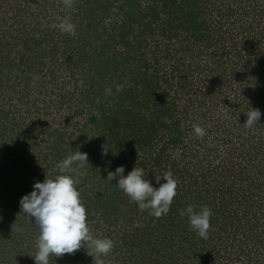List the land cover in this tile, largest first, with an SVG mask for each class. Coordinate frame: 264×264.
Wrapping results in <instances>:
<instances>
[{
	"label": "rangeland",
	"instance_id": "obj_1",
	"mask_svg": "<svg viewBox=\"0 0 264 264\" xmlns=\"http://www.w3.org/2000/svg\"><path fill=\"white\" fill-rule=\"evenodd\" d=\"M71 5L0 0V264H34L38 229L19 200L77 148L87 163L68 174L88 226L115 242L105 264H264V0ZM65 18L75 35L55 27ZM121 165L154 186L172 172L166 214L108 179ZM189 203L211 209L207 237L180 215Z\"/></svg>",
	"mask_w": 264,
	"mask_h": 264
},
{
	"label": "clouds",
	"instance_id": "obj_2",
	"mask_svg": "<svg viewBox=\"0 0 264 264\" xmlns=\"http://www.w3.org/2000/svg\"><path fill=\"white\" fill-rule=\"evenodd\" d=\"M65 5L71 7V0H65ZM55 27L71 35L76 32V25L66 18ZM249 109L244 124L251 126L257 123L261 112L256 108ZM193 131L198 136L205 135V129L199 124L193 125ZM107 150L104 148L105 152ZM76 161L87 163V153L78 148L72 149L71 154L57 162L58 171L53 177L45 176L43 181H35L32 190L19 200L21 212L38 229L35 253L32 256L34 264H49L50 256L72 254L82 246L90 249L94 264H105L104 257L114 247L115 242L110 237L94 235L88 226L87 211L76 187V180L73 175L68 174L78 171L74 167ZM124 173V166H118L114 172L108 173V179H116L114 185L137 202L139 208H148L155 216L169 211L177 187L171 171L155 178L158 186L146 179L147 175L142 167L134 166L126 175ZM161 179L163 182L159 183ZM180 215L187 217L191 229L197 235L207 237L212 215L207 205L189 203L180 210Z\"/></svg>",
	"mask_w": 264,
	"mask_h": 264
}]
</instances>
